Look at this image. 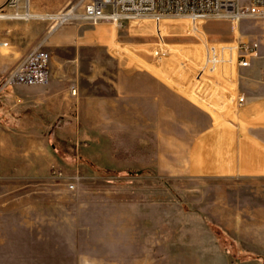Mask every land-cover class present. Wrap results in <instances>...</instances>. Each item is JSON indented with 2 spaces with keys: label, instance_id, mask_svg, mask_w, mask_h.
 Here are the masks:
<instances>
[{
  "label": "rangeland",
  "instance_id": "rangeland-1",
  "mask_svg": "<svg viewBox=\"0 0 264 264\" xmlns=\"http://www.w3.org/2000/svg\"><path fill=\"white\" fill-rule=\"evenodd\" d=\"M31 1L45 17L79 0ZM257 22L264 24L246 20L233 30L208 20L201 34L173 17L134 20L118 30L78 22L48 35L50 21L36 20L40 29L28 33L36 36L29 50L51 36L44 43L50 71L60 63L62 73L79 74L81 86L101 96L114 94L122 62L132 76L151 74L224 111L235 102V89L194 79L202 58L196 46L202 38L238 42V30H251L252 38ZM68 29L87 31L97 47L76 53L58 45L55 35ZM113 31L118 53L109 44ZM1 54L7 71L0 85L18 61ZM34 88L0 93V264H264V177L191 171L176 142L162 139L155 106L45 104L34 101Z\"/></svg>",
  "mask_w": 264,
  "mask_h": 264
},
{
  "label": "crops",
  "instance_id": "crops-1",
  "mask_svg": "<svg viewBox=\"0 0 264 264\" xmlns=\"http://www.w3.org/2000/svg\"><path fill=\"white\" fill-rule=\"evenodd\" d=\"M6 1L0 0V8ZM34 22L8 21L1 24L2 41L8 43L9 48L7 54L0 53L1 58L19 61L28 52L36 39V36H28V33L40 29ZM81 31L82 35L73 29L61 31L55 35V41L58 45L74 47L76 53L96 48L97 44L88 41L87 31ZM250 32L246 30L241 35L238 30L242 41L260 43L261 57L251 60L250 67L240 70L238 74L237 92L246 98L242 108H238L234 102L220 111L204 97L199 99L206 104H201L200 100L196 101L187 94L174 92L151 74L138 72L132 76V68L122 62H118L113 95L101 96L82 87L79 74H64L61 72L62 64L57 63L56 68L50 71L49 84L33 89V99L45 104L155 106L162 139L176 142L178 156L190 160L191 171L209 173L217 178L264 177V69L261 68L264 62V24L257 22L252 38H248ZM109 44L119 52L114 31ZM6 71L0 68V74ZM71 87L77 89L76 96L71 94Z\"/></svg>",
  "mask_w": 264,
  "mask_h": 264
},
{
  "label": "built area",
  "instance_id": "built-area-1",
  "mask_svg": "<svg viewBox=\"0 0 264 264\" xmlns=\"http://www.w3.org/2000/svg\"><path fill=\"white\" fill-rule=\"evenodd\" d=\"M72 4L76 5L74 14L78 16L77 22L91 25L106 22L117 30L124 28L128 22L144 18H150L155 22L169 17L185 19L190 22L194 34H201L199 27L208 20L225 21L232 25L233 30L246 20H264V0H79L71 2L66 7ZM79 8L82 11L77 14ZM63 13L64 8L57 16ZM36 15L32 10L31 0H7L0 8V48L8 47V43L2 41L3 22L30 23L48 20L50 21L47 27L48 35L52 34L51 30L55 24L62 26L74 23L71 19L63 21L64 16H61L63 19L55 21L51 18L54 14H46V19H39ZM46 38L20 58L2 81L0 93L7 88L44 87L49 84L52 57L44 49V43L49 36ZM196 47L201 50L202 58L193 66L196 67L194 79L201 82L206 78L215 81L217 85L232 87L237 95L235 100L237 107H244L246 98L237 92V77L240 70L249 68L251 60L260 56V43L239 40L212 44L207 38H202L201 46ZM70 92L76 96L77 89L71 87ZM75 188L76 183H71L69 189L74 191Z\"/></svg>",
  "mask_w": 264,
  "mask_h": 264
},
{
  "label": "bare ground",
  "instance_id": "bare-ground-1",
  "mask_svg": "<svg viewBox=\"0 0 264 264\" xmlns=\"http://www.w3.org/2000/svg\"><path fill=\"white\" fill-rule=\"evenodd\" d=\"M75 7H76V5H69L68 7H66V8H64V13L62 14V15H59V16H57L58 14H55V15H53L51 18L52 19H54L55 21L56 20H58V19H63L61 16H64V19H63V21L65 20V19H71V20H74V24H76V23H78L77 21H78V16L77 15H75L74 13V11H75ZM37 16V18H39V19H46V16L45 17H40V16H38V15H36ZM133 22V21H132ZM60 25L58 24V25H54L53 27H52V30H51V32L53 33V31H55L58 27H59ZM49 38H50V36H49Z\"/></svg>",
  "mask_w": 264,
  "mask_h": 264
},
{
  "label": "trees",
  "instance_id": "trees-1",
  "mask_svg": "<svg viewBox=\"0 0 264 264\" xmlns=\"http://www.w3.org/2000/svg\"><path fill=\"white\" fill-rule=\"evenodd\" d=\"M137 173H140V174H141L142 172L139 171V172H137Z\"/></svg>",
  "mask_w": 264,
  "mask_h": 264
}]
</instances>
